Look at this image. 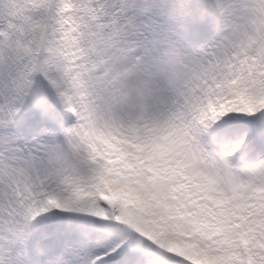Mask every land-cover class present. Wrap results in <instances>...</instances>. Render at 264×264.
Here are the masks:
<instances>
[{
	"label": "snow or ice",
	"instance_id": "obj_1",
	"mask_svg": "<svg viewBox=\"0 0 264 264\" xmlns=\"http://www.w3.org/2000/svg\"><path fill=\"white\" fill-rule=\"evenodd\" d=\"M0 264H264V0H0Z\"/></svg>",
	"mask_w": 264,
	"mask_h": 264
}]
</instances>
